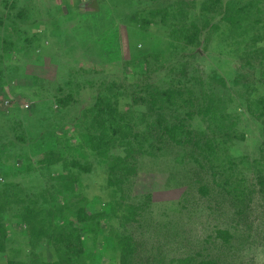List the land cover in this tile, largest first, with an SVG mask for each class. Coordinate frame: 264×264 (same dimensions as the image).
Masks as SVG:
<instances>
[{
	"label": "rangeland",
	"instance_id": "rangeland-1",
	"mask_svg": "<svg viewBox=\"0 0 264 264\" xmlns=\"http://www.w3.org/2000/svg\"><path fill=\"white\" fill-rule=\"evenodd\" d=\"M135 1L134 23L142 26L143 20L153 19L146 29L149 40L143 49L138 46L140 51H133L131 46L140 36L131 31L134 40L127 37L131 28L125 32L127 20L118 18V25L113 26L116 55L113 29L96 12L82 19L84 28L90 26V38L88 31L83 35L74 28L71 31V41L80 44L75 48L62 38V31L51 39L36 40L31 35L35 26L29 9L49 11L52 5L43 0H0V224L6 231L0 264L8 260L16 264L31 260L121 264L125 243L131 249L126 255L129 264L189 260L190 264H264V197L258 192L248 196L253 188L254 161L260 163L255 171L264 170V111L259 101L264 99V65L260 63L264 59L254 54L264 50V0L254 2L262 10L258 14L255 9L248 16L235 13L232 28L221 14L198 22L202 0L196 5L188 0L181 5L180 0ZM232 1L252 3L224 0L220 8L226 10L224 4ZM67 9L69 17L80 18L81 12ZM28 11L30 18L24 14ZM60 15L66 16L63 9ZM57 20L46 27L61 29ZM208 21L219 29L199 47L172 35L175 28L195 25L200 29ZM82 41L87 42L85 47ZM220 44L219 56L215 46ZM174 88L183 91V99L193 98L179 112L180 117L193 113L192 120L186 121L190 129L209 133L216 128L201 122L203 92L220 98L223 106L219 105L216 116L234 123L229 140L216 152L213 170L190 146L161 144L158 150L153 141V147L132 145L136 153L128 162L135 171L126 183H108L110 158L123 157L125 150L114 141L101 157L81 143L80 134L93 130L90 109L97 99L109 100L131 122L132 132H139L153 120V116H145L147 103L139 98L147 100L149 93L162 95ZM54 96H71V105L62 110L54 104ZM8 100L26 113L22 121L10 119ZM74 162L91 171L85 173ZM201 163L207 167H198ZM222 177L244 192L229 197L218 186ZM200 186H206L209 193H200ZM132 205L139 208L135 221L127 220ZM85 209L105 215L82 222L79 218ZM236 212L244 215L240 218ZM25 216L40 221L38 225L47 234L74 230L83 253L69 260L45 236L30 243ZM216 229H227L233 236L227 246L216 239Z\"/></svg>",
	"mask_w": 264,
	"mask_h": 264
},
{
	"label": "trees",
	"instance_id": "trees-1",
	"mask_svg": "<svg viewBox=\"0 0 264 264\" xmlns=\"http://www.w3.org/2000/svg\"><path fill=\"white\" fill-rule=\"evenodd\" d=\"M203 4L200 6L203 14L202 18L197 20L198 22H203L210 18L211 16H216L218 14H221V17L224 21L228 23V26L230 25V28L233 27L234 22L236 19L234 18V14H249L251 9H255L256 14L262 12V10L257 5L260 3V0H252V3L246 2L237 4V2H228L224 4L226 6L225 9H221L220 5L223 3L224 0H202ZM257 1V4H254V2ZM196 2L198 0H188L187 3L196 5ZM184 0L179 1V5L183 4ZM231 4V5H230ZM233 4L237 5L235 7ZM256 5V6H255ZM133 13L121 15L119 13L112 14V20L109 21L110 24V32H112L111 38H113V47L114 51L117 55L116 51V45H115V29L113 26L116 24L118 25L119 22H117L118 18L126 19L125 23V32L127 29L131 28L130 31L128 30L126 33V36H131V39L134 40L133 36L131 35V31H137L135 34L140 36V40L137 42H134V44L131 46V49L133 51H140L136 50L143 49V47L147 44V41L149 40V35L146 34V29L148 26L151 25L153 22V19L151 20H143L142 26L140 23H134L135 18L134 13L136 12L132 10ZM161 15V13H160ZM162 17V15H161ZM243 19V18H242ZM152 21V22H151ZM257 21V20H256ZM259 21V20H258ZM115 25V26H116ZM146 25V26H145ZM195 25H191V28H185L184 26H181L179 29L175 28V30L172 31V35L175 36V39L177 41H185L186 45H196L201 46L202 42L210 41L212 38V32L213 30H218L219 25L210 23L208 21L207 23H204L203 26L200 29H197L194 31ZM190 33V34H189ZM234 34V33H233ZM108 37L109 34L107 35ZM107 36L105 38H107ZM127 36V37H128ZM234 37V36H231ZM232 41V40H231ZM128 43V42H127ZM131 43V42H130ZM222 43V42H220ZM233 43V42H232ZM239 46L242 44V42H236ZM235 44V43H233ZM236 45V44H235ZM216 54L221 55L222 53V45H216ZM196 54H198L196 52ZM247 54V53H245ZM256 58L258 59H264V50L260 51V55H257L254 53ZM107 57L109 56V53L106 54ZM194 55V53H193ZM105 57L107 60L109 58ZM247 58L250 59L251 56L247 55ZM115 59V58H114ZM261 65H264V60L260 61ZM184 71V68L182 69ZM264 75V73H263ZM223 85V84H222ZM176 89L180 88H174L171 90L163 91L162 95H160L158 92H155L153 95L152 93H149V98L147 100L143 98H139V102L147 103V114L145 116L151 117L153 116V120L147 124V127L145 130H140L139 132H132V126L130 125V121L127 120L126 116L124 114H119L117 109L114 108L113 103H110L109 100H99L97 99V104L90 109V112L92 114L90 125L93 128L92 131L84 132V134H80L79 140L82 144L87 146V149L91 151V153L105 157L107 155V151L113 147L114 141L117 142L118 145L115 146H124L125 154L123 157L120 156H114L113 158H110V162L108 163V175L109 180L108 183L110 184H117L121 186L123 183H126V181L129 179V176L134 173L135 167L131 164L132 157L131 154H135V150L132 147V145H136L138 149L144 147V144H148L149 146L153 147V143L159 145L156 149L160 150L161 144H168L170 146H176V147H189L192 151H198L200 155L204 158V160L207 162L206 164H209V168L213 170L214 167V161L218 158V150H220L222 145H225L226 140H229L230 133L232 130V127L234 126V123L228 122L226 123L227 119L225 118V122H223L220 118H224L223 116L217 117L216 114L219 111V105L223 106L222 103H219L221 100L218 98V100L212 98L211 94H208L209 92H203L202 96L204 97L203 100L200 101V104L202 106L200 109V114L202 116L201 122H205L208 125V128L216 127L214 129H210L209 133L204 132H197L195 130H192L189 128V124H186L187 120H192L193 113L187 112L184 115H181L179 112L183 110L185 105L190 101V103L193 102L192 97H188L186 99H183V91L180 89V91H176ZM71 96H54L53 101L54 104L60 106L62 110H66L70 105ZM261 110L264 111V99L261 100ZM70 103V104H69ZM198 112V114H199ZM264 113V112H263ZM18 115V116H16ZM26 113L22 112L20 113V110H18V107L16 105H13L10 107V112L8 113V116L10 119L15 118L17 121H22L23 117H25ZM263 115V114H261ZM16 116V117H14ZM232 123V124H231ZM228 127V125H230ZM113 135L115 137H113ZM243 139V135L241 136ZM113 140V142H112ZM154 141V142H153ZM154 144V145H155ZM222 149L225 151L226 146L222 147ZM262 154H264V149H262ZM226 154V153H224ZM220 155V154H219ZM264 157V155L262 156ZM57 160V159H56ZM56 160H54L56 162ZM131 160V162H128ZM196 162H198L197 159H194ZM53 161V162H54ZM59 160H57L58 162ZM2 162V161H1ZM100 162V161H99ZM101 163V162H100ZM73 166L76 165L77 168L83 170L85 173H89L91 170L89 166L81 167L80 164L77 162L72 163ZM260 166V163L258 161H254V179H253V188L250 190L249 197L253 195L254 193L258 192L260 195L264 197V170L263 171H255ZM200 168L207 167L203 163L198 166ZM223 175V171H220ZM216 176V174H215ZM71 177V176H70ZM241 183V182H240ZM222 184V188L221 187ZM228 179H223V177L220 179V184L218 185L219 188H221L222 191L227 192L226 194L232 196L235 193L242 194L241 186L233 183L231 184ZM199 192L207 195L209 193V190L206 186H200ZM139 207V206H138ZM137 210L139 208L135 206H130V217L127 218V220L135 221V215H137ZM115 211V210H114ZM83 213L82 217L79 218L80 221H89V220H95L97 217L101 215H105V213H99L97 211L94 212H87V210H82ZM110 213L113 215V209L111 208ZM236 214L239 215L241 218L244 213L236 212ZM24 222H26V225L28 226V241L31 243L36 241L38 238H41L42 236L47 237V239L52 243L53 248L57 249L62 256V250L63 255H69L70 258H75L76 256H79L83 253V247L81 243L80 236L78 234H75L74 230L65 231L62 230V232H58L56 234H47L46 231H44L43 226L38 225L40 224V221H37L35 218H30L25 216ZM215 237L216 239H220L224 246H227L229 244V240L233 238V236L230 234V232L227 229H216L215 230ZM6 239V231L3 228L2 224H0V254L5 251L4 242ZM125 247V248H124ZM122 248V247H121ZM125 249V250H124ZM130 246L125 243V245L122 248V254H121V264H129L127 260V254L130 252ZM192 262V260H189ZM38 261L31 260V263L23 262L19 264H62V261L60 262H50V261ZM188 261H183L182 264H190ZM7 264H16L12 260H8Z\"/></svg>",
	"mask_w": 264,
	"mask_h": 264
},
{
	"label": "crops",
	"instance_id": "crops-1",
	"mask_svg": "<svg viewBox=\"0 0 264 264\" xmlns=\"http://www.w3.org/2000/svg\"><path fill=\"white\" fill-rule=\"evenodd\" d=\"M33 1L34 0H32V2ZM43 1L44 3L52 5L49 11H45V10L42 11L41 9L36 10L32 8H31L32 10L29 9L30 12L33 11L32 13V15L34 16L33 24L35 26V30H32L33 32L31 33V35H33V37H35L36 40L40 38L45 39L46 37L51 39L55 37L54 35L57 32L60 33V31H62V36H64L62 38L67 39L70 45L74 46L75 48L76 47L79 48L80 44L71 41V38L73 37L71 31L73 30V28L75 29L76 32H79L82 35L84 34V31L85 32L91 31L90 26L88 30L87 28H84V25L82 22L83 21L82 19L85 17L87 13L96 12L94 14H99L100 18L103 16L105 17V20L102 22H105V21L109 22L110 20H112L111 19L112 14L119 13L121 15L122 14L125 15V14L132 13V9L134 7V4L136 3L135 0H121V1L120 0H87V1L85 0H43ZM9 3L10 5H12V2H9ZM68 7L75 8L78 12H81L80 18L69 17L68 9H67ZM61 8L64 10V15H66L65 17H63V15L61 17L60 15V11H62ZM29 11L24 13L26 17L28 18H30ZM55 18L58 19L56 22L59 24L62 30L59 28L51 30L50 27H46L49 24V22L51 23L52 21H54ZM15 21L17 22L18 18ZM62 24H63V27H62ZM41 26H43L45 30H47L46 33H45V30L41 29ZM68 31H69V38L67 37ZM90 36L91 34L89 32L87 34V38H90ZM1 40H2V37L0 39V42ZM86 45H87V42L82 41L81 46L85 47Z\"/></svg>",
	"mask_w": 264,
	"mask_h": 264
},
{
	"label": "clouds",
	"instance_id": "clouds-1",
	"mask_svg": "<svg viewBox=\"0 0 264 264\" xmlns=\"http://www.w3.org/2000/svg\"><path fill=\"white\" fill-rule=\"evenodd\" d=\"M7 103L10 104L9 108H10L11 106H13V105H16V103H14V102L12 103L11 100H8ZM7 103H6V104H7ZM16 106H17V105H16ZM17 107H18V106H17ZM25 107H26L27 109L29 108V106H27V105H24V108H25Z\"/></svg>",
	"mask_w": 264,
	"mask_h": 264
}]
</instances>
